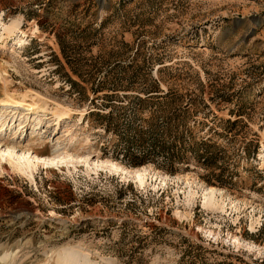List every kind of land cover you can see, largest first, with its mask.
Returning <instances> with one entry per match:
<instances>
[{"label": "rangeland", "instance_id": "obj_1", "mask_svg": "<svg viewBox=\"0 0 264 264\" xmlns=\"http://www.w3.org/2000/svg\"><path fill=\"white\" fill-rule=\"evenodd\" d=\"M57 37L98 78L166 68L223 184L102 156L104 92ZM0 100V264H264V0H0Z\"/></svg>", "mask_w": 264, "mask_h": 264}, {"label": "trees", "instance_id": "obj_2", "mask_svg": "<svg viewBox=\"0 0 264 264\" xmlns=\"http://www.w3.org/2000/svg\"><path fill=\"white\" fill-rule=\"evenodd\" d=\"M57 39L67 64L79 78V81L69 79L78 92L83 94L85 83L93 94L104 92L101 108L95 107L96 110L89 112L102 129V135L109 137L102 144V156L129 167L151 164L172 175L188 170V163H193L209 169L202 176L207 183L223 184V172L227 168L220 163L223 149L211 136L193 133L189 123L198 121L194 113L200 109L197 97L188 94L176 81L162 88V71L166 68H158L156 77L138 80L134 78L135 69L127 64L122 77L109 71L98 78L91 69L83 70L77 55L72 58L60 37ZM72 60H75V68ZM239 121L225 120L230 125L228 134Z\"/></svg>", "mask_w": 264, "mask_h": 264}, {"label": "bare ground", "instance_id": "obj_3", "mask_svg": "<svg viewBox=\"0 0 264 264\" xmlns=\"http://www.w3.org/2000/svg\"><path fill=\"white\" fill-rule=\"evenodd\" d=\"M10 31H14L15 30V26L13 25H11V26H6ZM10 96V95H9ZM12 101H14L15 103H17L16 105H20V106H23V107H26V109H28L29 111H33V110H36V109H38V108H36V107H33L32 105H31V103L30 104H27V103H25V102H23V101H19V100H12ZM3 101L2 100H0V103H2ZM4 153V152H3ZM13 153V152H12ZM9 154V156H13V154ZM2 156H5L4 154H2V151L0 152V157H2ZM17 158H18V156H17ZM20 158H22V157H20ZM35 158H37V157H35ZM23 167V166H22ZM19 168H21V165H20V167ZM27 169V168H26ZM24 170V169H23ZM26 171V170H25ZM144 179V178H143ZM208 190V189H207ZM209 191V190H208ZM210 198H213V197H210ZM210 198H208V199H210ZM211 202H212V200H210Z\"/></svg>", "mask_w": 264, "mask_h": 264}]
</instances>
